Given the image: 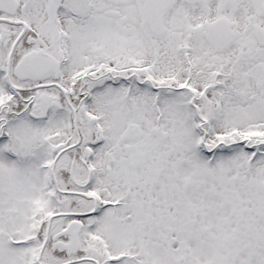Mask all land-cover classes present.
<instances>
[{"label":"snow or ice","instance_id":"obj_1","mask_svg":"<svg viewBox=\"0 0 264 264\" xmlns=\"http://www.w3.org/2000/svg\"><path fill=\"white\" fill-rule=\"evenodd\" d=\"M0 264H264V0H0Z\"/></svg>","mask_w":264,"mask_h":264}]
</instances>
